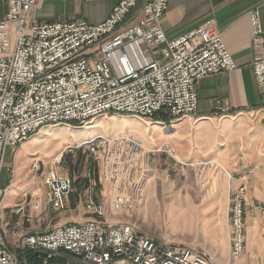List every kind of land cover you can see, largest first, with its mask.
Masks as SVG:
<instances>
[{"label":"rangeland","instance_id":"obj_1","mask_svg":"<svg viewBox=\"0 0 264 264\" xmlns=\"http://www.w3.org/2000/svg\"><path fill=\"white\" fill-rule=\"evenodd\" d=\"M121 1L113 6L110 14ZM149 1L138 0L126 14L125 21L139 22L144 19V9ZM7 4L9 12V0ZM36 4L29 12V17L36 23L83 20L99 24L110 16L99 23L86 19L40 22L31 14ZM167 10L157 22L154 21V25H158L164 33L161 21ZM7 14L0 21L7 18ZM248 15L251 67L261 95V106L264 107V83L257 81V67L253 61L255 55L263 54L264 58V25L258 7L251 9ZM257 25L261 26L262 32L257 30ZM205 26L217 30L224 41L223 33L212 19L193 30ZM175 39L169 40L166 36L165 41L154 49L161 50L154 57L160 65L171 62L163 50H169V44ZM226 48L234 64L194 81L197 103L192 112L175 114L172 108H163L152 117L107 112L91 118L88 124L81 125L76 121L45 124L23 143L5 148L0 166V250L8 252L21 264H38L44 260L49 264H67L69 258L66 262L64 256L68 253L67 249H58L64 253L60 257L46 250L22 249V242L27 235L43 231L47 224L67 225L103 220L110 225L129 224L139 236L152 238L161 246L173 244V247L191 248L197 255L209 258L213 264H264V120L253 116L240 123L235 135L236 154L228 165V161L211 160L190 167L192 175L189 179H195L190 189L196 195H191L187 201L196 205L206 201L218 203L217 210H211V214L175 216L161 208L162 198L156 197V189L165 188V183H173L174 189L186 188L176 181H170V173L174 172L179 162L175 148L162 140L163 135L160 134H171L170 129L184 119L191 122L193 127L197 125L200 119L197 115L198 81L238 68L236 59ZM225 101L216 100L215 113L220 119L235 114L232 104ZM214 164L219 165L215 167ZM158 172H164L165 176L156 180ZM52 173L72 180L69 203L60 210H56L50 200L51 187L47 179ZM187 178L186 175L179 177L183 185L188 183ZM15 183L29 189L24 191V200L11 213H7L5 193L8 185ZM31 185L33 188L30 189ZM209 189L218 192L213 193L212 198L206 197ZM70 215L76 216L73 221L68 219ZM216 221H220L219 227L214 224ZM238 243L242 249L240 253H237ZM211 249L218 253L217 256L210 253ZM226 253H229L227 257L219 258L218 255ZM32 254L34 258H31Z\"/></svg>","mask_w":264,"mask_h":264},{"label":"built area","instance_id":"obj_2","mask_svg":"<svg viewBox=\"0 0 264 264\" xmlns=\"http://www.w3.org/2000/svg\"><path fill=\"white\" fill-rule=\"evenodd\" d=\"M137 1L122 0L104 22L92 24L36 23L29 12L37 0H9L7 18L0 21V166L7 146L23 143L45 124H88L107 112L141 117L163 108L192 112L194 81L234 64L217 30L205 26L172 41L163 50L171 62L160 65L154 57L161 50L154 49L166 35L154 21L168 9V0L149 1L144 19L126 22ZM257 30L262 32L261 26ZM253 61L257 81L264 83L263 54ZM53 174L47 179L50 200L60 210L69 203L72 180ZM171 245L139 236L129 224L89 220L47 224L27 235L22 249L60 257L59 250L67 249V264H213L191 248ZM0 252V264H21Z\"/></svg>","mask_w":264,"mask_h":264},{"label":"crops","instance_id":"obj_3","mask_svg":"<svg viewBox=\"0 0 264 264\" xmlns=\"http://www.w3.org/2000/svg\"><path fill=\"white\" fill-rule=\"evenodd\" d=\"M118 1L38 0L31 14L40 22L86 19L99 23L109 16ZM256 7L261 11L264 25V0H170L168 10L161 21V27L167 38L172 40L197 28L207 20H214L223 33L226 46L238 63V68L234 71L208 76L198 81L197 115L200 119L195 127L184 119L170 129L171 134H160L163 135L162 140H166L175 148L176 159L179 162V166L175 167L176 173L175 170L170 173L172 177L170 181H176L179 186L186 187L183 190L178 188L177 190L172 188L173 183L167 185L164 182L165 188L156 189V197L162 198L161 208L171 215L211 214V210H217L218 203L206 201L196 205L187 201L191 199V195H196V192L194 194V190L190 189L194 185L191 182L195 181V179H189L192 175L190 167H194V164H205L211 160L225 163L228 161V165L236 154L235 135L240 129V123L253 116H257L261 121L264 120V107L261 106V95L251 67V26L248 14ZM7 12V0H0V18L4 17ZM217 99L224 102L229 101L234 107L235 114L221 119L216 117ZM219 164H214V166L217 167ZM158 174L156 180L165 176L164 172H158ZM181 175L188 176V183L185 185L179 179ZM32 186L30 189L33 188ZM26 189L29 188L19 183L8 185L4 197L7 213H11L13 208L24 200ZM210 190L206 197L212 198L213 193L218 191ZM73 217L70 215L68 219L73 221ZM214 224L219 227L220 221ZM209 251L216 256L218 254L213 249ZM228 255L229 253L218 256L224 258Z\"/></svg>","mask_w":264,"mask_h":264},{"label":"bare ground","instance_id":"obj_4","mask_svg":"<svg viewBox=\"0 0 264 264\" xmlns=\"http://www.w3.org/2000/svg\"><path fill=\"white\" fill-rule=\"evenodd\" d=\"M224 43V42H223ZM224 45H225V43H224ZM46 135H48V133H46ZM81 137V134L79 135V137L78 138H80ZM9 147H13V146H7L6 148H9Z\"/></svg>","mask_w":264,"mask_h":264},{"label":"water","instance_id":"obj_5","mask_svg":"<svg viewBox=\"0 0 264 264\" xmlns=\"http://www.w3.org/2000/svg\"><path fill=\"white\" fill-rule=\"evenodd\" d=\"M43 256H47V254L46 253H41ZM50 260H52V259H50Z\"/></svg>","mask_w":264,"mask_h":264},{"label":"trees","instance_id":"obj_6","mask_svg":"<svg viewBox=\"0 0 264 264\" xmlns=\"http://www.w3.org/2000/svg\"><path fill=\"white\" fill-rule=\"evenodd\" d=\"M31 256V258H34V255L32 254V255H30Z\"/></svg>","mask_w":264,"mask_h":264}]
</instances>
